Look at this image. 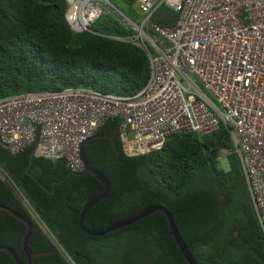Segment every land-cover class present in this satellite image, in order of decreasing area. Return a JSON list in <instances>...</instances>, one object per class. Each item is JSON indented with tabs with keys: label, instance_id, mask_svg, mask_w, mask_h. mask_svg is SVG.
<instances>
[{
	"label": "trees",
	"instance_id": "trees-1",
	"mask_svg": "<svg viewBox=\"0 0 264 264\" xmlns=\"http://www.w3.org/2000/svg\"><path fill=\"white\" fill-rule=\"evenodd\" d=\"M109 1L139 22L136 0ZM66 9L65 0H0V99L66 88L131 96L145 86L150 75L147 54L111 38L126 37L128 30L105 14L91 26V33H75L66 21ZM178 18V12L162 5L151 22L171 28ZM118 125V119L107 121L85 147L93 169L110 183L107 196L85 216L86 228H104L158 203L173 214L198 264H264V237L239 160L230 155L228 170H223L216 159L217 151L231 147L226 127L207 136L173 135L148 155L127 157L117 135L115 147L105 138ZM33 150L30 145L10 155L0 147V166L76 264H188L161 212L102 237L82 232L81 209L103 185L91 174L73 175L62 159L33 156L28 175ZM0 205L14 206L31 219L28 247L47 253L34 264H68L3 182ZM25 230L23 222L0 210V246L13 249L22 263ZM0 264L15 263L0 252Z\"/></svg>",
	"mask_w": 264,
	"mask_h": 264
},
{
	"label": "built area",
	"instance_id": "built-area-1",
	"mask_svg": "<svg viewBox=\"0 0 264 264\" xmlns=\"http://www.w3.org/2000/svg\"><path fill=\"white\" fill-rule=\"evenodd\" d=\"M66 21L75 33L92 32L102 15L115 18L131 43L148 56L150 75L131 96L87 88L25 92L0 99V147L18 155L34 145L35 157L65 160L81 173L83 141L109 120L127 157L148 155L177 134L207 136L228 130L230 148L217 161L236 155L264 237V0H136L138 23L109 0H65ZM164 5L179 13L171 28L151 22ZM0 182L51 240L68 264H76L39 218L12 177L0 166Z\"/></svg>",
	"mask_w": 264,
	"mask_h": 264
},
{
	"label": "water",
	"instance_id": "water-1",
	"mask_svg": "<svg viewBox=\"0 0 264 264\" xmlns=\"http://www.w3.org/2000/svg\"><path fill=\"white\" fill-rule=\"evenodd\" d=\"M42 1L46 2L47 0H42ZM117 130H118L117 128L114 129V131L109 136L105 137L106 139H108L112 143V145L114 147L116 146L115 138L117 135ZM94 137L95 136L87 138L81 144L80 157H81V160H82L83 165H84V170L81 173L73 174V175H77V176L91 174L93 177H95L103 185V191L101 193H99L98 195L94 196L93 198H91L87 203H85V205L81 209L80 217H79V227L82 230V232H84L85 234H87L89 236L102 237V236L106 235L107 233H111V232L117 231L121 228L132 225V224L138 222L139 220L147 217L148 215H150L152 213L161 212L166 218L170 233L173 236V239H174L176 245L178 246V248H179L182 256L184 257L185 261L188 264H198L197 261L195 260V258L193 257V255L188 250V248H187V246H186V244H185V242H184V240H183V238H182V236H181V234H180V232H179V230L175 224L173 214H171L165 207L159 205L158 203H155L151 206L145 207V208L137 211L136 213H134L130 217H127V218L119 220V221H115V222L111 223L110 225H108L104 228L98 229V230H94L92 228H86L85 227L84 218L87 215L88 211L94 205H96L100 200L105 198L107 196V194L109 193V190H110V183H109L108 179L106 178V176L104 174L93 169V167L91 166V164L89 162L87 154H86L85 147H86L87 143ZM33 156H34V154L32 153L30 156L29 164H28L27 168L25 169V173L28 175H29V168H30L31 160H32ZM35 181H37V180L35 179ZM39 185L43 189H45V187H43L41 184H39ZM0 210L8 212L14 218L23 222L26 226V230H25L24 236L22 238V248H23L25 255H26V263H22L20 261L19 257L17 256V254L15 253V251L13 249L7 247V246H0V252H5L8 255H10V257L13 259L15 264H34L35 258L44 256L47 254V253H34L29 249L28 239H29V236H30V233L32 230V221L28 216L16 212L14 209V206L6 207L3 205H0Z\"/></svg>",
	"mask_w": 264,
	"mask_h": 264
},
{
	"label": "rangeland",
	"instance_id": "rangeland-1",
	"mask_svg": "<svg viewBox=\"0 0 264 264\" xmlns=\"http://www.w3.org/2000/svg\"><path fill=\"white\" fill-rule=\"evenodd\" d=\"M218 166L219 168L223 169V170H228V162L227 160L223 159L221 161L218 162Z\"/></svg>",
	"mask_w": 264,
	"mask_h": 264
}]
</instances>
